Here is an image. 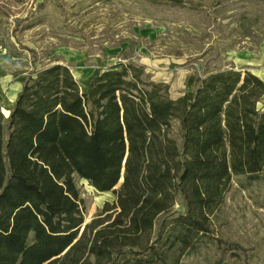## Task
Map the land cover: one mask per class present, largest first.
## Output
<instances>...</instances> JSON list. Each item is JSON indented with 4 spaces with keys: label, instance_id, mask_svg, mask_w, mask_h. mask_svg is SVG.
<instances>
[{
    "label": "trees",
    "instance_id": "obj_1",
    "mask_svg": "<svg viewBox=\"0 0 264 264\" xmlns=\"http://www.w3.org/2000/svg\"><path fill=\"white\" fill-rule=\"evenodd\" d=\"M195 82L172 98L121 61L82 90L57 63L8 116L0 95V264H182L212 246L249 263L216 219L234 186L264 188V80L232 66ZM77 179L115 196L89 222Z\"/></svg>",
    "mask_w": 264,
    "mask_h": 264
},
{
    "label": "rangeland",
    "instance_id": "obj_2",
    "mask_svg": "<svg viewBox=\"0 0 264 264\" xmlns=\"http://www.w3.org/2000/svg\"><path fill=\"white\" fill-rule=\"evenodd\" d=\"M0 0V95L10 113L17 82L53 64L67 65L87 90L118 62L143 65L170 86L172 98L191 92L196 77L232 66L251 67L264 46V0ZM257 60V61H256ZM25 75V76H27ZM89 222L113 192L77 179ZM220 236L238 242L249 263L264 264V188L227 194L216 219ZM214 246L182 264H216ZM223 264H245L236 260Z\"/></svg>",
    "mask_w": 264,
    "mask_h": 264
},
{
    "label": "crops",
    "instance_id": "obj_3",
    "mask_svg": "<svg viewBox=\"0 0 264 264\" xmlns=\"http://www.w3.org/2000/svg\"><path fill=\"white\" fill-rule=\"evenodd\" d=\"M262 49H263V51H264V46H263ZM259 59H260V60H258V61L256 60L257 62H253V63H251V64L249 65V66H251V67H249V69H250L254 74H256L257 76L261 77V78L264 80V53L261 54V56H260ZM25 75H27L26 72L23 73V76H22V78H21V81L17 82V89H16V92H15L16 94L13 95V99H14V101L16 100L19 91L22 89L23 83H24V81H25V79H26V77H27V76H25Z\"/></svg>",
    "mask_w": 264,
    "mask_h": 264
},
{
    "label": "built area",
    "instance_id": "obj_4",
    "mask_svg": "<svg viewBox=\"0 0 264 264\" xmlns=\"http://www.w3.org/2000/svg\"><path fill=\"white\" fill-rule=\"evenodd\" d=\"M3 52V46L0 44V55L2 54Z\"/></svg>",
    "mask_w": 264,
    "mask_h": 264
}]
</instances>
